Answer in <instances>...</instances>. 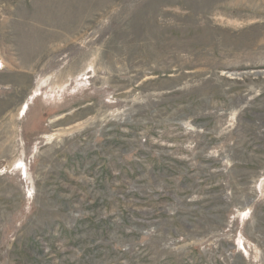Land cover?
I'll return each instance as SVG.
<instances>
[{
  "label": "rangeland",
  "instance_id": "1",
  "mask_svg": "<svg viewBox=\"0 0 264 264\" xmlns=\"http://www.w3.org/2000/svg\"><path fill=\"white\" fill-rule=\"evenodd\" d=\"M0 264H264V0H0Z\"/></svg>",
  "mask_w": 264,
  "mask_h": 264
}]
</instances>
